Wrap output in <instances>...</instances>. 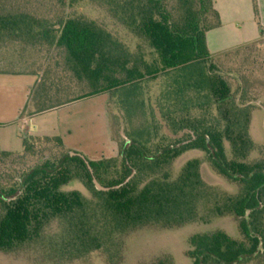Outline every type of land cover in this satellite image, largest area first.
I'll list each match as a JSON object with an SVG mask.
<instances>
[{
    "label": "trees",
    "instance_id": "trees-1",
    "mask_svg": "<svg viewBox=\"0 0 264 264\" xmlns=\"http://www.w3.org/2000/svg\"><path fill=\"white\" fill-rule=\"evenodd\" d=\"M81 4L103 10L115 28L78 11ZM54 7L40 16L0 3V44L55 53L32 70L0 72L38 76L31 115L107 94L119 153L91 161L60 136L24 137L20 152L0 148V252L38 264H124L127 240L143 229L232 218L240 239L221 229L195 234L187 257L192 264H264V143L252 135L253 114L264 111V74L226 65L242 52L264 71V48L211 54L206 35L222 24L214 0H55ZM189 151L200 157L176 169ZM205 171L236 192L211 183ZM130 177L107 192L93 182L115 187ZM74 180L89 197L67 189Z\"/></svg>",
    "mask_w": 264,
    "mask_h": 264
},
{
    "label": "crops",
    "instance_id": "crops-1",
    "mask_svg": "<svg viewBox=\"0 0 264 264\" xmlns=\"http://www.w3.org/2000/svg\"><path fill=\"white\" fill-rule=\"evenodd\" d=\"M256 2L258 15L253 0H214L222 24L206 35L211 54H220L260 38L264 31V0ZM4 75L18 77V80L4 82ZM37 79L32 73L0 72V148L3 151L20 152L23 138L33 134L60 136L66 148L91 161L118 156V145L111 133L107 94L31 115L26 107ZM37 117L45 118L39 120L40 124Z\"/></svg>",
    "mask_w": 264,
    "mask_h": 264
},
{
    "label": "rangeland",
    "instance_id": "rangeland-1",
    "mask_svg": "<svg viewBox=\"0 0 264 264\" xmlns=\"http://www.w3.org/2000/svg\"><path fill=\"white\" fill-rule=\"evenodd\" d=\"M0 3H15L20 5L21 8H26L32 13H36L40 16H47L52 14V12L54 13L55 10V0H0ZM76 8L90 18L103 21L110 29L115 28L112 25V21L106 17L103 10L83 4L78 5ZM119 31L120 34L124 35L125 39H127L125 35L130 37L123 28L119 27ZM128 42L133 46L136 44V41L129 40V38ZM252 43L258 45V48H264V37H260ZM54 54V52H49L47 49L34 48L32 46L27 47V45L24 44L6 41L0 44V71L11 72L32 70L36 65L45 64L50 60H54ZM246 57L247 56L242 54V52L238 56L232 55L228 58L226 65L237 68L243 73L246 72V69H250L254 72L253 74H264V71L259 69V64L254 63L252 59H249L250 61L246 60ZM2 77L4 82L18 80V77L5 75ZM255 78L256 80H259L261 79V76L256 75ZM152 91L156 92L157 88L154 86ZM108 111L110 117V110ZM37 118L38 123L41 124L42 122L39 120H43L45 117ZM30 127L32 128L33 126ZM252 135L256 142L264 143V111L262 109H257L253 114ZM29 136L34 135L31 134ZM200 153L201 152L199 151L187 152L177 160L176 169L179 170L187 160L200 157ZM205 175L211 183L216 184L221 189L236 192V187L234 185L230 186L226 181L215 174L205 171ZM67 189L78 191L84 196L89 197L88 191L78 180L72 181ZM219 229L224 230L233 239H240L241 237L238 224L232 218L215 219L209 224H188L177 229H143L127 240L124 264H151L163 257H171L174 264H192L191 260L186 255L189 249L190 237L198 233L212 232ZM0 264L38 263L34 258H30L29 256H14L0 252ZM95 264L105 263H103L102 260L97 259Z\"/></svg>",
    "mask_w": 264,
    "mask_h": 264
},
{
    "label": "water",
    "instance_id": "water-1",
    "mask_svg": "<svg viewBox=\"0 0 264 264\" xmlns=\"http://www.w3.org/2000/svg\"><path fill=\"white\" fill-rule=\"evenodd\" d=\"M70 154H71V156H76V155H78V156H80L81 158H83V159L85 160L87 166H88V169H89L90 172L93 174V169H92V167L90 166L89 162L85 159V157H84L83 155H81V154H77V153H75V152H71ZM130 179H131V177L128 178L123 184L118 185V186H115V187H104V186H102V185L97 181L96 178L93 179V182H94V185H95V187L97 188V190L107 192V191H110V190H112V189H118V188H120L121 186H123V185H125L126 183H128V182L130 181Z\"/></svg>",
    "mask_w": 264,
    "mask_h": 264
}]
</instances>
